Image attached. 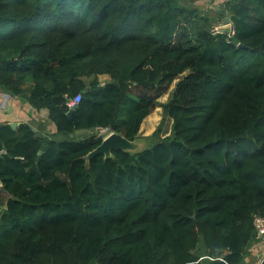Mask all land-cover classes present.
Segmentation results:
<instances>
[{
    "label": "trees",
    "instance_id": "obj_1",
    "mask_svg": "<svg viewBox=\"0 0 264 264\" xmlns=\"http://www.w3.org/2000/svg\"><path fill=\"white\" fill-rule=\"evenodd\" d=\"M222 13L229 38L179 0H0V90L55 127L0 125V264L243 263L264 216V0ZM174 82L168 135L86 161L100 129L138 138Z\"/></svg>",
    "mask_w": 264,
    "mask_h": 264
},
{
    "label": "crops",
    "instance_id": "obj_2",
    "mask_svg": "<svg viewBox=\"0 0 264 264\" xmlns=\"http://www.w3.org/2000/svg\"><path fill=\"white\" fill-rule=\"evenodd\" d=\"M179 2L185 8L197 10V13L207 17L212 24L222 19V16L220 19L218 16L223 11L225 0H179ZM101 77L106 79L105 81L108 80L105 76ZM105 81L102 82L100 79L101 84ZM3 93L4 91L0 90V105H5L4 109L0 111V125L10 122H16L18 125L26 123L32 130L47 138L55 133L54 125L47 118L46 109L35 110L26 103L25 99L12 97L8 93L9 98H6ZM140 132L141 130H139V135ZM263 253L264 241L253 240L242 264H259Z\"/></svg>",
    "mask_w": 264,
    "mask_h": 264
},
{
    "label": "water",
    "instance_id": "obj_3",
    "mask_svg": "<svg viewBox=\"0 0 264 264\" xmlns=\"http://www.w3.org/2000/svg\"><path fill=\"white\" fill-rule=\"evenodd\" d=\"M222 22L224 25L223 27V31L224 32H229V25H228V18L226 17H222ZM238 47H243L241 44H238ZM75 109V106H73L67 113V116L69 118L72 117L73 111ZM10 126L11 129L16 130L17 128V123L16 122H10L8 124ZM34 131V130H33ZM37 137H43L44 136L36 131H34ZM89 132H98V129L95 128H90V129H78L74 131L75 135H81V134H85V133H89ZM148 146H144L143 143H139L138 142V138H136L133 141H130L126 138H124L123 136L114 133V132H110L109 134H107L105 137H103L101 139L100 144L91 152H89L85 159L86 161H88V159H90L91 157L98 155V154H102L104 156V158H110L111 157V152L112 151H117V150H121L124 152H129V153H136V152H140L142 149L146 148ZM0 191L2 193H4L2 186L0 185ZM5 195V193H4Z\"/></svg>",
    "mask_w": 264,
    "mask_h": 264
},
{
    "label": "rangeland",
    "instance_id": "obj_4",
    "mask_svg": "<svg viewBox=\"0 0 264 264\" xmlns=\"http://www.w3.org/2000/svg\"><path fill=\"white\" fill-rule=\"evenodd\" d=\"M225 17V14L222 12L218 19ZM218 21L215 22V25ZM101 81H105L106 79H102ZM175 82L170 85L168 90L163 93L161 96L156 99L157 104L149 113V115L144 119L143 123L140 126V135L138 137V142L143 143L144 146H149L153 141H155L158 137H163L169 134L171 122L168 118H165L163 115V109L160 106L161 104L165 103L169 93L171 92L172 88L174 87ZM100 134H103L101 131ZM3 194V193H2ZM5 197V195H3ZM3 200L0 198V212L3 210Z\"/></svg>",
    "mask_w": 264,
    "mask_h": 264
},
{
    "label": "built area",
    "instance_id": "obj_5",
    "mask_svg": "<svg viewBox=\"0 0 264 264\" xmlns=\"http://www.w3.org/2000/svg\"><path fill=\"white\" fill-rule=\"evenodd\" d=\"M228 1H232V0H225V3L228 2ZM226 18H228V25H229V32H224L223 31V27L225 24H223L222 22V19L219 20L216 25L215 23L212 24V26L210 27V33L212 35H217V34H226L227 37H231L234 33V30H233V26H232V23L230 21V18L228 16H225ZM3 95L6 97V98H9V95L7 93H3ZM80 99V95H75L72 99H70L66 105L69 109H71ZM5 105L2 104L0 105V111H2L4 109ZM103 132V134H99L101 135V137H105L107 134L110 133V131L108 129H100V132ZM252 224H253V227H254V231H255V234H254V240L255 241H264V216H259V215H254L253 216V219H252ZM264 261V253L262 255V258L260 259L259 261V264H261V262Z\"/></svg>",
    "mask_w": 264,
    "mask_h": 264
}]
</instances>
